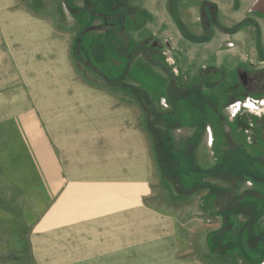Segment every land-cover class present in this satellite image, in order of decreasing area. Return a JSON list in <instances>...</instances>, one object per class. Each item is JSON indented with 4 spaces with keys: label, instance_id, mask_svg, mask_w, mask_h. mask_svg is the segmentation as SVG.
Masks as SVG:
<instances>
[{
    "label": "rangeland",
    "instance_id": "1",
    "mask_svg": "<svg viewBox=\"0 0 264 264\" xmlns=\"http://www.w3.org/2000/svg\"><path fill=\"white\" fill-rule=\"evenodd\" d=\"M21 2L18 7L28 5L37 14L70 32V55L79 79L84 83L106 87V90L117 94L122 102L132 105L136 110L138 125L150 140L152 154H156V143L148 128L145 110L139 107L133 94L118 87V82L112 84L104 78L123 74L128 65L127 52L120 56V50L125 46V35L114 33L103 25L101 19L95 18L97 13H109L110 8L105 6L95 10L92 7L91 10L96 11V14L90 15L78 7L79 0ZM205 2L214 7L217 23L212 24V31L218 37L214 39L213 35L211 39L215 42L190 45L179 40L177 43L180 72L188 77V81L194 76L208 78L216 70L222 73L216 76L219 78L212 81L209 87L198 86L205 89L208 97L213 96L214 109L205 107L210 118L204 124V129L197 128L194 136L195 143L199 144L197 160L208 167L216 160L220 162L225 152L232 157L236 155L235 169L260 175L264 171V165L255 163L256 160L264 163V111L241 110L232 117L230 106L248 96L264 97V93H247L237 76L239 68L264 70V0H189L182 7V13L177 8V15H181L179 18L183 17L184 21L187 20L182 23L190 31L202 29L206 25V19L201 13ZM14 10L15 8L10 7L6 12ZM150 22V27L160 31L158 35L171 33L172 25L161 23L159 17ZM96 25H100L101 30H95ZM232 28L233 32L224 30ZM145 29L141 35L148 38L151 30L149 27ZM78 38L83 40L82 44H77ZM0 39L2 44L3 41H8L3 21ZM159 41L154 58L159 60L153 62L139 56L135 67L133 63L132 73L127 80L131 84H143L147 88L148 97L145 101H151L147 105L150 114L169 111L173 101L167 89L172 85L173 70L177 66L167 62L166 56L162 54L165 41L163 38ZM230 43L233 45L230 46ZM106 48L109 53L105 52ZM135 54L140 55V51ZM204 71L206 74H203ZM10 82L13 84L11 88L1 87V97H9L8 91L24 86L23 80ZM262 82L263 77L260 85ZM27 99L31 101L33 96H27ZM155 118L156 116L154 121ZM155 123L160 124L158 120ZM195 125L197 124L187 123L171 130V135L177 139L179 146L194 134ZM226 125L229 127H224ZM207 126H211L210 133L209 130L206 131ZM212 132V144H209L207 138L212 137ZM160 134L164 136V133ZM231 136L246 146H242L241 155L237 153L239 145L232 142ZM162 139L165 140V137ZM228 149L234 152H228ZM60 162L66 167L68 159L61 158ZM149 177L148 189L145 190L147 193L139 195L141 193L136 191L134 194L137 197L139 195V201L128 203L129 206H138L144 216V223L150 226L149 230H141L139 233V226L134 221L129 225L128 236L118 231L114 237L116 242L107 244L102 237L105 227L100 223L101 219L89 218L96 214L90 203L92 199L82 193L78 195L69 188L70 176L28 177L25 183L44 184L49 178V183L62 185L56 191L51 187H33L32 193H19L14 189V184L24 180V177L0 176V190L6 191L0 193V264H8L13 260L17 264H254L247 260L242 251L219 254L207 247L205 237L218 226L214 225L217 220L211 219L206 211L199 209L198 196L206 191L201 190L190 199H182L176 197L164 184L157 166H154ZM208 181L221 187L228 186L220 180L209 178ZM242 187H262L264 190V184L260 185L250 177L245 179ZM111 216L114 218L115 213ZM238 219L244 221L245 217L240 215ZM110 227L114 230L120 228L119 225ZM257 233L264 236L260 230ZM65 234L71 238L68 242L56 241L57 237L61 238ZM169 234L172 238L167 242L165 239ZM256 264H264V260Z\"/></svg>",
    "mask_w": 264,
    "mask_h": 264
},
{
    "label": "crops",
    "instance_id": "2",
    "mask_svg": "<svg viewBox=\"0 0 264 264\" xmlns=\"http://www.w3.org/2000/svg\"><path fill=\"white\" fill-rule=\"evenodd\" d=\"M21 1L23 0H0V27L3 21L8 35L7 42L3 41L2 44L0 39V90L1 87L11 88L13 84L10 81L16 83L23 80L24 83L23 87L8 91L9 97L0 96V176L24 177V180L14 184V189L19 193H32L33 187H51L56 191L57 187L62 186L49 183V178L46 180L48 184L25 183L28 177L70 176L69 188L78 195L82 193L92 199L90 203L93 204L96 214L89 218L101 219L100 223L105 227L102 237L107 244L116 242L114 237L118 231L128 236L129 225L134 221L139 226V233L141 230L146 232L150 226L144 223L143 214L137 208L138 206H129L128 203L139 201V195L147 193L145 190L148 189L147 183L149 176L152 175V169L154 166L158 168L159 166L156 154H152L146 132L136 121L135 108L129 103L122 102L117 94L106 90V87L82 82L70 55V48H72L70 32L37 14L28 5L18 7ZM171 1L128 0L132 8L126 20V33L130 43L128 53L130 50L139 52L142 43L145 47H157L160 38H163L173 46L174 50L170 52V56L179 70V75L172 79V91L180 94L199 83L209 87L212 81L219 78L216 76L222 74L221 71H214L208 78L194 76L188 81V77L180 72L177 43L181 40L190 45L192 43L209 44L215 42L214 39L218 35L213 32L214 39L194 41L193 36L200 38L209 35V31L204 26L202 29L190 31L183 24L187 31V34H184L178 22L186 23L187 20L184 21L183 17L179 18L181 15L176 16V14L177 8L182 13V7L186 6L189 0H181V2L175 0V13L170 8ZM10 7L15 10L6 12ZM156 17L160 18L161 23L174 27L173 29L171 27V33L158 35L160 31L150 27L152 26L150 21H154ZM146 27L151 30L148 38L141 35ZM141 55V52L140 55H136L133 61L134 67ZM156 59L147 60L155 62ZM133 63L124 79L127 83H129L127 80L132 73ZM203 74H206L205 71ZM120 76L122 73L117 77ZM184 76L187 80L183 78ZM131 85L142 91L147 90L143 84L137 86L132 83ZM204 90L202 88L203 92ZM170 91L171 89L168 88V95L173 96ZM27 96H33V99L30 101ZM210 98L212 99L213 96ZM137 104L143 110L138 100ZM212 107L208 108L214 109V106ZM171 111L172 104L170 110L165 112ZM205 116L207 121L210 118L208 111ZM206 121L195 125L194 134L183 141L182 146H179L177 139L171 135V131L170 136L177 146L182 148L194 139L197 128L204 129ZM209 127L211 129V126ZM210 137L207 138L208 143ZM231 140L239 145L237 150L242 151L244 143L233 136ZM198 147L199 144L196 143L194 156L201 169L216 167L226 156L224 152L220 162L216 160L217 163L204 167L197 160ZM230 151L233 150L228 152ZM239 154L241 155V152ZM64 157L68 159L66 167L60 162V159ZM235 158L236 155L233 156L234 161ZM255 164L264 165L258 160ZM260 175H264V171ZM160 176L162 178L161 171ZM216 180L227 183V187L220 186L221 188H230L228 181ZM254 189L264 195L262 187H241L239 192ZM201 190L206 192L198 196L197 202L199 209L206 211L202 207V202L207 195V190L200 189L185 199L192 198ZM136 191L141 193L138 197L135 195ZM0 193H6V191L0 190ZM112 213H115L114 218L111 216ZM205 213L211 219L217 220L214 225L218 227L205 237L207 247L211 249V233L221 228L222 218L211 215L208 211ZM116 225L120 228L111 229L110 226ZM255 227L256 231L260 229L264 232V214ZM171 238L172 235L169 234L165 240L170 242ZM70 239L65 234L61 238L57 237L56 241L68 242ZM230 251L235 250H226L221 254ZM8 264H17V262L13 260Z\"/></svg>",
    "mask_w": 264,
    "mask_h": 264
},
{
    "label": "trees",
    "instance_id": "3",
    "mask_svg": "<svg viewBox=\"0 0 264 264\" xmlns=\"http://www.w3.org/2000/svg\"><path fill=\"white\" fill-rule=\"evenodd\" d=\"M170 8L174 13L176 12L175 0L171 1ZM178 23L183 33L187 34L183 23ZM210 23V27H207L209 35L200 38L193 36L194 41L211 39L214 32L212 31V24L217 23V21H210ZM224 30L228 32L234 31L233 28ZM155 48H144V57L148 60H154L157 52ZM108 50L106 48L105 52L109 53ZM114 54L117 55L116 52ZM135 55V52L131 50L128 53V70L136 58ZM127 74L124 71L120 77L110 78L104 76V78L112 84L118 82L119 88L133 93L143 110H145L147 125L156 143V160L163 182L173 191L174 195L185 198L200 189L207 190L202 207L204 210L209 211L211 215H218L222 218L221 228L211 233L210 244L212 251L221 253L226 250H239L245 254L248 261L254 264L262 262L264 260V236H261V233H257L260 229L256 231L255 226L264 214V195L257 189L246 190L242 193L239 190L248 177L254 179L256 183H264V175H256L249 171L235 169V161L229 154H226L216 167L207 170L201 169L196 163L194 156L195 140L192 139L184 147L179 148L175 140L170 136V131L176 126L205 122V107H212V99L202 91L201 87H198L201 84L190 87L186 92L175 94L172 91V83L168 87L171 89L170 94L173 95L172 111L157 114L151 112L150 114L147 105L151 101L150 99L147 102L145 101L148 97L147 91L139 90L124 81ZM176 95L177 97H174ZM154 116L157 118H155V121H159V125L155 123ZM160 133H164L163 137H165V140L162 139L163 137ZM240 152L241 150H237V153ZM209 178L226 180L229 182L230 188L224 189L212 184L207 181ZM240 215L245 217L244 221H239L238 217Z\"/></svg>",
    "mask_w": 264,
    "mask_h": 264
},
{
    "label": "flooded vegetation",
    "instance_id": "4",
    "mask_svg": "<svg viewBox=\"0 0 264 264\" xmlns=\"http://www.w3.org/2000/svg\"><path fill=\"white\" fill-rule=\"evenodd\" d=\"M80 5H78L79 8H82L86 10V12H89L90 15L96 14V11H92L91 8L93 7L95 10L102 7H109L110 11L109 13H97L95 15L96 19H101L103 21V25L106 26L108 29H111L114 33L118 32L119 35H125V46L120 51V56L122 53L127 52L128 56V48H129V39L128 35L126 33V20L128 15V12L132 10L130 7L128 0H79ZM184 1V0H183ZM181 2V0L179 1ZM201 13L203 17L206 19V25H204L205 28L210 27L211 22L216 21V16L214 15V7L210 5L209 3L205 2L202 4L201 7ZM95 30H101L100 25H96ZM92 30V29H91ZM111 41H114L113 39ZM83 40L78 38L77 44H82ZM165 43V42H164ZM165 45V44H164ZM144 45L143 43L139 47L140 52L142 53V56H144ZM165 47H163L164 51ZM126 50V51H125ZM162 51V54L164 55ZM123 56V55H122ZM165 56V55H164ZM175 63L173 62L174 65ZM125 73L128 72V65L126 69L124 70ZM178 68H174L173 74L175 77L179 75ZM238 80L243 87V89L247 92H254L257 94L264 93V70L260 71L257 69H245V68H239L237 72ZM263 77V82L260 85V80ZM185 80H187V77H183ZM259 85L261 87H259ZM250 97V96H248ZM247 97V98H248ZM253 98V97H251ZM246 99V98H245ZM244 99V100H245ZM254 99H264V97L260 98H254ZM244 100H238V101H244ZM237 102V101H236ZM245 110V109H242ZM246 111V110H245Z\"/></svg>",
    "mask_w": 264,
    "mask_h": 264
},
{
    "label": "built area",
    "instance_id": "5",
    "mask_svg": "<svg viewBox=\"0 0 264 264\" xmlns=\"http://www.w3.org/2000/svg\"><path fill=\"white\" fill-rule=\"evenodd\" d=\"M164 55L166 56V59H167V62L169 64H173V60L170 56V52L173 49V46L170 44L169 41H165L164 43ZM233 44H230V46H232ZM230 109H231V116L232 117H235L237 115V113L239 111H241L242 109H245L249 112H255V111H264V99H254V98H251V97H248L246 98L244 101H237V102H234L231 106H230ZM207 130H209V133L211 132V129L210 127L207 128ZM209 143L212 144V137H210L209 139Z\"/></svg>",
    "mask_w": 264,
    "mask_h": 264
}]
</instances>
